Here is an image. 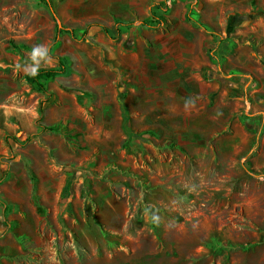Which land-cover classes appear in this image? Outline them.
<instances>
[{
  "label": "rangeland",
  "instance_id": "rangeland-1",
  "mask_svg": "<svg viewBox=\"0 0 264 264\" xmlns=\"http://www.w3.org/2000/svg\"><path fill=\"white\" fill-rule=\"evenodd\" d=\"M50 2L57 20L40 0H0V264H264L253 104L159 75L185 25L221 35L211 0ZM223 4L229 36L253 44L256 22H237L264 10ZM59 59L68 76L27 84ZM123 106L140 135L128 147ZM59 124L70 138L42 132Z\"/></svg>",
  "mask_w": 264,
  "mask_h": 264
},
{
  "label": "crops",
  "instance_id": "crops-1",
  "mask_svg": "<svg viewBox=\"0 0 264 264\" xmlns=\"http://www.w3.org/2000/svg\"><path fill=\"white\" fill-rule=\"evenodd\" d=\"M223 2L224 0H211L210 15L221 18L217 23L212 20V25L207 28L208 32L213 33L215 27L222 32L221 35L206 37L205 32L198 30L195 25H185L186 31H181L179 39L168 42L165 59L159 64V75L175 74V77L168 79L192 81L196 94H206L211 97V101H215L218 93L222 99L226 95L243 99L241 95H245L243 101L246 105L253 104L255 117L252 123L246 124L249 130L255 127L261 132L264 129V16L258 14L255 18L253 9H247V14H243L242 18H248L237 22H256L252 33L254 42L251 44L250 41L238 38L245 36L241 31L229 36L225 14L227 7ZM256 3L264 10V0H256ZM184 85L187 88L189 86L188 83ZM237 101L229 100L225 105L230 106ZM262 143L264 144V136ZM250 154L255 166L262 168L264 165L260 160L264 158V149L254 150Z\"/></svg>",
  "mask_w": 264,
  "mask_h": 264
},
{
  "label": "trees",
  "instance_id": "trees-1",
  "mask_svg": "<svg viewBox=\"0 0 264 264\" xmlns=\"http://www.w3.org/2000/svg\"><path fill=\"white\" fill-rule=\"evenodd\" d=\"M41 3H43L53 14L54 18L57 20L54 8L50 2V0H40ZM261 15H264V12L260 13ZM67 32L68 34H70L71 36H73V38L77 39V34L75 31H66V29H63L61 27H58L57 29V34H56V39L58 38L59 35H61L62 33ZM87 34V31L85 32V35ZM13 50H17V51H21L24 48L27 49V47L25 45H16L14 43H11ZM58 67L54 68V69H44V68H40L37 69L33 72L28 73L24 78L27 82V84H29L32 88H34L36 91L38 92H43L46 93L47 92V83L51 80H54L58 77L61 76H68L70 74V68L68 65V61L65 59H59L58 62ZM123 110H124V130L125 133L128 137V140L125 144V147L130 146L133 141L135 139H139L140 135H138L136 132H134L130 126V121H129V117H128V113L126 111V107L123 106ZM44 113V107L41 105L40 108V114H41V118H40V122L42 121V115ZM42 128V132H48V133H64L66 134L69 138L71 137L69 134V132L67 131L66 128H64L61 124L56 125V126H43L41 125ZM32 139H28L26 143L31 142Z\"/></svg>",
  "mask_w": 264,
  "mask_h": 264
},
{
  "label": "clouds",
  "instance_id": "clouds-1",
  "mask_svg": "<svg viewBox=\"0 0 264 264\" xmlns=\"http://www.w3.org/2000/svg\"><path fill=\"white\" fill-rule=\"evenodd\" d=\"M40 51H41V50H40L39 48L34 49V51H33V55H36V54L40 53ZM45 55H46V53H45ZM33 71H35V69H34Z\"/></svg>",
  "mask_w": 264,
  "mask_h": 264
}]
</instances>
